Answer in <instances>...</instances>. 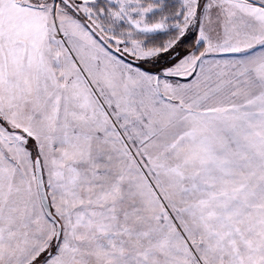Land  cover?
I'll return each instance as SVG.
<instances>
[{
  "label": "snow or ice",
  "instance_id": "obj_1",
  "mask_svg": "<svg viewBox=\"0 0 264 264\" xmlns=\"http://www.w3.org/2000/svg\"><path fill=\"white\" fill-rule=\"evenodd\" d=\"M0 264H264V0H0Z\"/></svg>",
  "mask_w": 264,
  "mask_h": 264
}]
</instances>
